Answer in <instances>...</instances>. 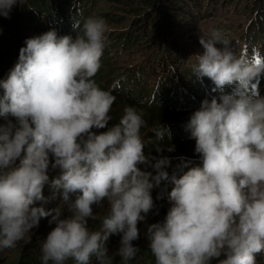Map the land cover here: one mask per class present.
<instances>
[{"label":"clouds","instance_id":"clouds-1","mask_svg":"<svg viewBox=\"0 0 264 264\" xmlns=\"http://www.w3.org/2000/svg\"><path fill=\"white\" fill-rule=\"evenodd\" d=\"M17 3L0 0V16L8 18ZM72 29L74 39L55 31L27 39L0 81V249L30 241L31 230L51 217L55 227L42 243V264H91L92 257L107 264L105 243L117 234L126 264L139 252L132 243L138 222L153 209L151 174L138 167L149 163L140 133L145 121L127 106L107 131H92L106 128L116 100L94 79L107 24L89 17L72 20ZM199 43L203 53L195 55L193 75L211 80L214 90L235 88L203 100L190 116L186 130L202 166L171 178V207L163 222L148 226L149 249L155 264H256L264 252V61L237 54L217 30ZM167 164L162 158L152 165L157 185L168 179L160 171ZM50 168L60 173L51 181ZM75 193L64 219L59 208L43 207L57 198L67 203ZM105 201L109 213L102 230L92 231L93 207ZM37 202L41 206H33Z\"/></svg>","mask_w":264,"mask_h":264},{"label":"trees","instance_id":"trees-1","mask_svg":"<svg viewBox=\"0 0 264 264\" xmlns=\"http://www.w3.org/2000/svg\"><path fill=\"white\" fill-rule=\"evenodd\" d=\"M89 1V0H88ZM224 0H113L128 16L127 29L114 38L106 40V47L101 57V67L94 79L99 87L112 91L116 97L110 116L112 119L104 129H93L97 135L107 131L113 124L119 122L127 106L135 107L143 113L145 121L140 133L144 143V152L149 163L139 165L141 171L150 173L149 181L153 183L151 196L152 212L166 215L171 207L167 197L173 185L171 178H179L191 167L202 166L199 155L195 153V141L190 139L186 130L190 116L199 110L201 102L209 101L223 94L233 92L235 85H226L223 90H214L215 86L208 78L198 80L192 73L193 65L197 63L196 54L201 51L189 48L178 49L177 40L184 39L191 28L198 24L199 19L207 20L214 17V8ZM234 0L232 3H235ZM222 2V3H221ZM84 0H18L8 18L0 16V81L6 80L10 70L18 61L19 49L25 47V41L31 36H38L55 31L57 37L72 36L77 33L72 29V20L86 19ZM242 13L250 19L248 28L241 33L238 48L249 58L264 61V0H240ZM88 7H91L88 6ZM125 10V11H124ZM86 11H89L88 9ZM89 18V17H88ZM131 35L128 34V31ZM190 30V31H189ZM136 42L138 44L136 45ZM139 46L138 52H145L147 58L135 69L131 63L127 69L120 70L121 81L113 79L117 64L124 60L133 61L132 48ZM191 42L188 41V44ZM196 44V43H194ZM221 48L222 45H216ZM162 50L169 54L168 66L182 67L192 77V89L187 83H180L177 73L169 70L166 63L156 64ZM128 51V52H126ZM144 53V54H145ZM129 56V57H127ZM150 62L155 65L150 67ZM154 68H160V78L153 83L149 76ZM115 82V83H114ZM259 93L264 96V77L259 81ZM152 94V97H150ZM2 95V89H0ZM0 123H4L0 119ZM169 148L172 150L169 151ZM154 158V159H153ZM166 158L168 164L160 169L167 173L168 179L161 180L157 185L152 177L157 170L152 166L156 160ZM187 164V167L184 165ZM59 169H49V181L59 175ZM43 194L50 195L48 185ZM79 193L70 194L69 201L63 203L59 198L44 204L46 210L57 209L60 219L66 218L69 205ZM33 206L39 207L37 202ZM151 211L149 213H151ZM153 214V213H152ZM48 217L41 219L39 225L31 230V240H21L22 248L18 252L15 264H42L41 245L55 224L47 227ZM46 225V227H43ZM92 230V229H91ZM92 231H99L93 229ZM120 246V235H112L105 243L108 254H113ZM0 254V264H5ZM261 261V262H260ZM91 262H97L92 257ZM51 264V262H49ZM130 264H155V258L148 254L137 255ZM212 264H217L213 261ZM256 264H264V252L256 255Z\"/></svg>","mask_w":264,"mask_h":264},{"label":"rangeland","instance_id":"rangeland-1","mask_svg":"<svg viewBox=\"0 0 264 264\" xmlns=\"http://www.w3.org/2000/svg\"><path fill=\"white\" fill-rule=\"evenodd\" d=\"M84 1L86 7L85 10L83 11V14L86 15V19L88 17L102 18L106 22L107 32L105 33V35L107 39L114 38L117 34L127 29L128 16L123 12V9L121 8L120 5L112 2L113 0H89V1L84 0ZM233 1L234 0H224L223 3L221 2L222 3L221 5L216 6L214 8V12H215L214 17L209 18L207 20L199 19L198 24L195 25L193 28H191L192 30L190 34H188L184 39H180L176 41L175 43L176 47L178 49H184V48H189L192 50L195 49L203 53V48L199 43L201 36L206 37L210 31L217 30L221 32L222 35L229 41L232 48H237L240 35L248 28L250 19H248V17H246V15L242 13L240 0H236L235 3H232ZM90 5L91 7H88ZM87 9L89 11H86ZM127 32L129 35H131L129 30ZM38 35L39 34L37 33L35 36H31V38L38 37ZM188 41H190L192 44L190 43L191 45H189ZM137 44L138 42H136V45ZM133 45L134 46H130L132 48L133 54L131 59H133V61L124 60L122 63H120L119 61L114 63L117 64L113 75L114 80L117 74L120 72V70L127 69L131 63H134L135 69H137L138 66L144 61V59L147 58L145 52H138L139 46L136 47L135 43ZM168 58H169V54L164 50H162V53L159 56L158 61H156V64H161L165 62L166 66L169 67V70H174L177 73V77L179 78L180 83H183V85L187 83V85H189L190 88L192 89L193 86H192L191 75L188 74V72H186L185 70H183V68L180 66L179 68L168 66V61H169ZM149 63H150V67L155 65L150 61ZM159 73H160V68H154V70H152V72L148 74V77L153 76V83H155L160 78ZM122 79H123V75L119 73L116 82L118 81L119 83V81H121ZM150 97H152V94H150ZM108 213H109V206L107 201L104 202L102 207L94 206L93 217L90 218L88 221L89 229L93 230L96 228L99 231H101L102 221L108 215ZM165 216L166 215H161L151 211V213L147 214L144 221L138 222L137 227L139 231V237L137 240L132 242L133 246L139 249L137 255L148 254L150 257H153L149 249L150 241L147 238V234H146L147 228L151 224L163 222ZM53 224L47 223V227ZM43 227H46V225H44ZM22 245H23L22 242H17L14 248L0 249V254H2V258H3L2 260L5 262V264L16 263L18 252L20 251V248H22ZM137 255L135 256V258L137 257ZM223 258L224 257L222 256L221 259ZM131 262L132 260L127 261L126 264H130ZM66 264H75V262L69 260L66 261ZM91 264H97V262H91ZM107 264H125V262L119 256L118 250H116V252H114L113 254H109V259L107 261Z\"/></svg>","mask_w":264,"mask_h":264},{"label":"snow or ice","instance_id":"snow-or-ice-1","mask_svg":"<svg viewBox=\"0 0 264 264\" xmlns=\"http://www.w3.org/2000/svg\"><path fill=\"white\" fill-rule=\"evenodd\" d=\"M255 62H256V63H260L261 60H260V59H256Z\"/></svg>","mask_w":264,"mask_h":264}]
</instances>
